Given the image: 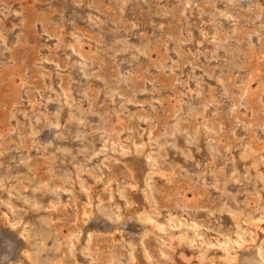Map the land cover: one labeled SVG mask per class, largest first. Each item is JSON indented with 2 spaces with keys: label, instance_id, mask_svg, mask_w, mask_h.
Segmentation results:
<instances>
[{
  "label": "rangeland",
  "instance_id": "1",
  "mask_svg": "<svg viewBox=\"0 0 264 264\" xmlns=\"http://www.w3.org/2000/svg\"><path fill=\"white\" fill-rule=\"evenodd\" d=\"M0 264H264V0H0Z\"/></svg>",
  "mask_w": 264,
  "mask_h": 264
},
{
  "label": "bare ground",
  "instance_id": "2",
  "mask_svg": "<svg viewBox=\"0 0 264 264\" xmlns=\"http://www.w3.org/2000/svg\"><path fill=\"white\" fill-rule=\"evenodd\" d=\"M83 1V0H82ZM215 2V1H214ZM121 4V3H120ZM130 4V3H129ZM231 4V3H230ZM210 6H211V4H210ZM215 7V6H214ZM262 8V7H261ZM124 10V9H123ZM165 13V12H164ZM200 13V12H199ZM123 14V13H122ZM166 14V13H165ZM262 14V13H261ZM218 15H220V14H218ZM221 16V15H220ZM225 16V15H224ZM151 18V17H150ZM235 19V18H234ZM233 20V19H232ZM256 20V19H255ZM254 21V20H253ZM237 23V22H236ZM123 25V24H122ZM124 26V25H123ZM134 27V26H133ZM118 32V31H117ZM258 35V34H257ZM68 36V35H67ZM136 36V35H135ZM143 36V35H142ZM203 36V35H202ZM130 37V36H129ZM134 40V39H133ZM204 40V39H203ZM201 41V40H200ZM215 43H217V42H215ZM133 51V50H132ZM139 51V50H138ZM134 53V52H133ZM219 53V52H218ZM125 55V54H124ZM127 55V54H126ZM125 55V56H126ZM206 57V56H205ZM204 57V58H205ZM114 60V59H113ZM121 59H119V61H120ZM210 60V59H209ZM127 68V67H126ZM125 68V69H126ZM129 68V67H128ZM219 68V67H218ZM152 75V74H151ZM120 76V75H119ZM121 77V76H120ZM197 80V79H196ZM156 84V83H155ZM102 85V84H101ZM128 91V90H127ZM53 92V91H52ZM117 92V91H116ZM74 94V93H73ZM202 95V94H201ZM124 100V99H123ZM45 106V105H44ZM63 106V105H62ZM71 106V105H70ZM76 109V108H75ZM14 114V113H13ZM42 116V115H41ZM69 116V115H68ZM55 118V117H54ZM5 119V118H4ZM67 119V118H66ZM77 122V121H76ZM48 125V124H47ZM46 125V126H47ZM47 128V127H46ZM55 131V130H54ZM58 131V130H57ZM61 132H62V130H61ZM66 132V131H65ZM64 132V133H65ZM72 133V132H71ZM54 136V135H53ZM51 141V140H50ZM60 143V142H59ZM76 143V142H75ZM56 145V144H55ZM58 146V145H57ZM52 147V146H51ZM64 153V152H63ZM71 155V154H70ZM37 165V164H36ZM2 174V173H1ZM169 221V220H168ZM181 236V235H180ZM182 237V236H181ZM201 263V262H200Z\"/></svg>",
  "mask_w": 264,
  "mask_h": 264
}]
</instances>
